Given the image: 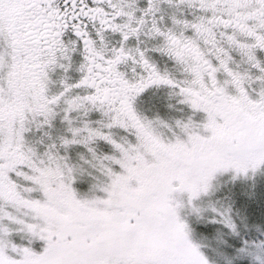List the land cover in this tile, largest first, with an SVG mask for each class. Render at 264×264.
Masks as SVG:
<instances>
[{"label": "snow or ice", "instance_id": "obj_1", "mask_svg": "<svg viewBox=\"0 0 264 264\" xmlns=\"http://www.w3.org/2000/svg\"><path fill=\"white\" fill-rule=\"evenodd\" d=\"M0 264H264V0H0Z\"/></svg>", "mask_w": 264, "mask_h": 264}]
</instances>
